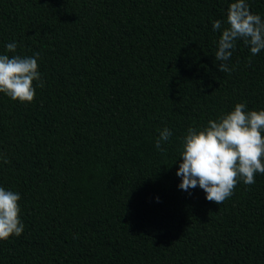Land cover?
I'll return each instance as SVG.
<instances>
[{"label":"trees","instance_id":"trees-1","mask_svg":"<svg viewBox=\"0 0 264 264\" xmlns=\"http://www.w3.org/2000/svg\"><path fill=\"white\" fill-rule=\"evenodd\" d=\"M233 2L0 0V54L39 53L44 83L32 103L0 93V187L25 226L0 264H264V174L220 205L176 175L190 127L264 110V50L215 59Z\"/></svg>","mask_w":264,"mask_h":264},{"label":"clouds","instance_id":"clouds-1","mask_svg":"<svg viewBox=\"0 0 264 264\" xmlns=\"http://www.w3.org/2000/svg\"><path fill=\"white\" fill-rule=\"evenodd\" d=\"M227 24L215 53L216 61L221 62L220 72L232 71L227 61L238 39L243 40L253 56L264 50V20L251 12L246 0L230 4ZM221 29L222 21L216 20L213 30ZM6 48L8 53H15L17 45L9 43ZM38 59L39 53L33 57L0 54V93L13 101L32 103L36 97L34 82L44 87ZM246 109V103H238L230 113L209 120L205 128L188 129L181 151L183 162L176 173L182 178L180 189L188 191L199 186L209 202L220 205L233 195L238 183L253 185L256 174H264V110ZM171 136V130L164 128L155 147L164 151L162 144ZM20 200L19 193L0 187V241L20 237L24 232Z\"/></svg>","mask_w":264,"mask_h":264}]
</instances>
